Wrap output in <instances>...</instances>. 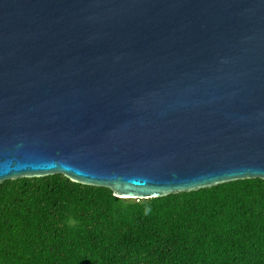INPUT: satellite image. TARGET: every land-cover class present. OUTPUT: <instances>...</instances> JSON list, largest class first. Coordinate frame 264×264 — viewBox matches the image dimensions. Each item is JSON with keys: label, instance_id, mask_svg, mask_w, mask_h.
I'll use <instances>...</instances> for the list:
<instances>
[{"label": "water", "instance_id": "water-1", "mask_svg": "<svg viewBox=\"0 0 264 264\" xmlns=\"http://www.w3.org/2000/svg\"><path fill=\"white\" fill-rule=\"evenodd\" d=\"M52 174L264 179V0H0V183Z\"/></svg>", "mask_w": 264, "mask_h": 264}, {"label": "trees", "instance_id": "trees-1", "mask_svg": "<svg viewBox=\"0 0 264 264\" xmlns=\"http://www.w3.org/2000/svg\"><path fill=\"white\" fill-rule=\"evenodd\" d=\"M0 264H264V179L140 199L63 174L7 180Z\"/></svg>", "mask_w": 264, "mask_h": 264}]
</instances>
